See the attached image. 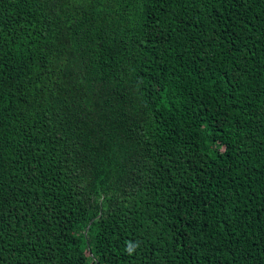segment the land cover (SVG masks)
Wrapping results in <instances>:
<instances>
[{
    "label": "trees",
    "instance_id": "obj_1",
    "mask_svg": "<svg viewBox=\"0 0 264 264\" xmlns=\"http://www.w3.org/2000/svg\"><path fill=\"white\" fill-rule=\"evenodd\" d=\"M0 264H264V0H0Z\"/></svg>",
    "mask_w": 264,
    "mask_h": 264
}]
</instances>
